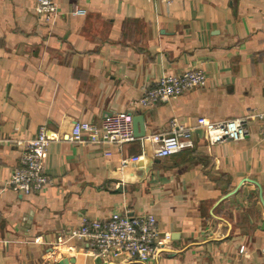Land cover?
<instances>
[{"label":"crops","instance_id":"crops-1","mask_svg":"<svg viewBox=\"0 0 264 264\" xmlns=\"http://www.w3.org/2000/svg\"><path fill=\"white\" fill-rule=\"evenodd\" d=\"M37 1L0 0V264H122L95 258L85 240L58 242L85 219L125 212L154 215L172 237L153 260L128 264H264L256 121L244 141L209 146L197 130L194 148L157 158L148 144L124 168L123 159L141 156V140L109 157L67 140L76 122L119 112L143 115L146 137L169 134L174 120L195 128L201 117L264 112V0H52L53 23L36 13ZM197 69L204 87L139 105L161 77ZM43 128L53 139L50 184L24 195L7 184L21 143Z\"/></svg>","mask_w":264,"mask_h":264},{"label":"built area","instance_id":"built-area-1","mask_svg":"<svg viewBox=\"0 0 264 264\" xmlns=\"http://www.w3.org/2000/svg\"><path fill=\"white\" fill-rule=\"evenodd\" d=\"M161 2L167 7L174 0H149ZM36 13L46 23H53L59 11L52 0H38ZM207 75L203 69L188 70L181 74L165 75L153 86L145 88L139 105L143 108L168 102L187 91L204 87ZM134 115L131 112L113 113L104 118L101 124L91 122H76L70 136L72 143L88 142L106 149L104 155L111 156L112 148L123 151L125 146L137 140L133 128ZM256 121L259 124L258 137L264 143V112L251 111L248 114L218 122L201 117L195 128H188L174 120L169 134H154L140 138L142 141L141 156L123 159L124 168L130 162H138L148 153L147 146H154L157 158H167L179 154L195 146L194 133L199 130L209 146L223 143H236L251 136L250 125ZM53 139L43 128L39 135L23 145L21 160L7 186L21 194H38L50 184L45 172V158ZM82 239L88 244L90 253L109 263L113 260L122 264L133 262L147 263L153 260L160 249L171 243L170 233H161L154 215L149 213L130 215L128 212L113 213L106 220H83L82 225L72 230L68 238L60 240L59 245L67 246L70 239ZM57 243V244H58ZM57 248L53 246V250ZM70 250V248H69ZM244 253V248H241ZM59 259V255L55 257Z\"/></svg>","mask_w":264,"mask_h":264},{"label":"water","instance_id":"water-1","mask_svg":"<svg viewBox=\"0 0 264 264\" xmlns=\"http://www.w3.org/2000/svg\"><path fill=\"white\" fill-rule=\"evenodd\" d=\"M133 128L134 136L137 139L143 138L146 136L145 132V118L143 115H136L133 118ZM63 264V262H62Z\"/></svg>","mask_w":264,"mask_h":264},{"label":"bare ground","instance_id":"bare-ground-1","mask_svg":"<svg viewBox=\"0 0 264 264\" xmlns=\"http://www.w3.org/2000/svg\"><path fill=\"white\" fill-rule=\"evenodd\" d=\"M134 167V166H133ZM83 263V261L82 262H80V264H82Z\"/></svg>","mask_w":264,"mask_h":264}]
</instances>
